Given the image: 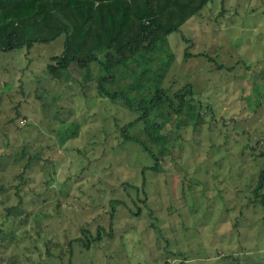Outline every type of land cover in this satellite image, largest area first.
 <instances>
[{"label": "rangeland", "instance_id": "rangeland-1", "mask_svg": "<svg viewBox=\"0 0 264 264\" xmlns=\"http://www.w3.org/2000/svg\"><path fill=\"white\" fill-rule=\"evenodd\" d=\"M166 40L173 59L163 86L188 82L192 103L209 107L203 116L216 123L173 131L168 123L162 136L172 147L158 156L159 171L143 176L153 161L118 135L136 114L95 90L83 93L46 76V57L60 43L0 53V134L10 143L23 137L33 144L30 152L44 153L54 170L50 186L62 191L47 198L51 215L61 200L54 220L45 215L13 224L18 236L0 242V264H264V204L250 194L264 168V157L254 155L264 152V0H212ZM185 53L209 55L229 70H216L202 56L184 60ZM147 90L143 82L138 96L146 99ZM59 105L71 110L74 138L51 153L44 146L58 141L51 129L60 128ZM220 120L226 127L216 126ZM85 223L91 233L97 225L111 227L112 235L89 251L67 245Z\"/></svg>", "mask_w": 264, "mask_h": 264}, {"label": "trees", "instance_id": "trees-1", "mask_svg": "<svg viewBox=\"0 0 264 264\" xmlns=\"http://www.w3.org/2000/svg\"><path fill=\"white\" fill-rule=\"evenodd\" d=\"M211 1L0 0V53L23 49L27 54L35 49L34 45L60 43V51L46 57V76L56 82L73 83L83 93L95 90V95L112 104L120 102L127 112L136 114L133 120L118 128V135L122 143H135L153 161L151 167L142 168L143 176L146 169L158 172V156L166 155L172 147L170 141L162 136L168 123L171 124V131L181 126L216 123L205 120L203 116L206 109L211 113L209 107L204 109L200 103H192L194 94L188 82L176 89L171 87L172 90L163 86L173 59V55L166 52V37L179 31L186 21L200 17ZM192 56L206 57L216 70H229L206 54L185 53L184 60ZM95 67V72H92ZM86 70L90 71L91 77ZM77 72L83 76L84 83H77L79 81L73 75ZM170 81L176 83L174 78ZM143 82L148 87L146 99L138 96ZM2 83L9 87L8 82ZM121 84L127 86L126 89ZM19 90L24 95L21 86ZM52 98L59 100L62 96L54 95ZM56 110L59 115L56 122L60 128L51 129V133L54 137L57 135L58 141L44 146L51 153L74 136V122L68 119L71 110L65 111L62 105L56 106ZM22 118L25 122V116ZM112 124L113 127L118 126V120L113 118ZM137 124L142 127L132 130ZM216 126L226 127V123L220 120ZM159 138H162L160 143L157 141ZM32 145L23 137H17L15 143H10L6 135L0 134V242L16 240L18 235L13 225L16 221H39L45 215H49L52 221L55 215L62 214L59 198L54 201L53 214L47 213L50 192L58 195L62 191L51 188L53 166L44 153L30 152ZM248 148L251 149L250 146ZM254 155L264 157V152ZM263 187L264 168L259 171L250 192L253 198H260L261 204H264V195L260 194ZM250 198L247 201H252ZM118 203L122 205L123 201ZM112 206L109 209L110 218L115 212ZM21 210H25L23 215ZM134 214L138 215V212ZM88 224L81 226L78 237L69 240L67 245L75 243L84 251H89L92 246L111 237V227L105 230L97 225L95 232L91 233ZM2 225L5 227L2 228Z\"/></svg>", "mask_w": 264, "mask_h": 264}]
</instances>
